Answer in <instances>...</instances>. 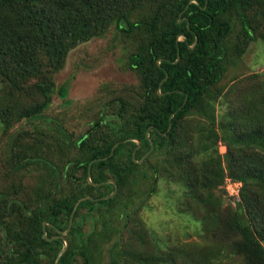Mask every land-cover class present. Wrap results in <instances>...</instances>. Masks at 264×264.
Returning <instances> with one entry per match:
<instances>
[{"label":"trees","instance_id":"obj_1","mask_svg":"<svg viewBox=\"0 0 264 264\" xmlns=\"http://www.w3.org/2000/svg\"><path fill=\"white\" fill-rule=\"evenodd\" d=\"M112 25L135 40L128 55L138 78L134 100L114 98L107 115L114 120L103 116L78 138L56 128L59 150L50 151L51 134L39 130L33 142L9 135L13 124L42 118L54 94L66 97L55 73L71 50ZM263 29L264 0H0V102L8 103L0 111L1 133L8 135L0 264H54L65 241L57 264H94L97 241L121 234L114 219L132 215L125 201L138 195L137 181L149 179L146 167L152 171L148 195L164 174L184 185L186 198L194 193L202 234L214 236L218 252L214 245L131 251V242L119 239L111 264H221L216 256L224 251L241 264H264V119L257 113L264 95L250 113L222 115L220 122L215 109L227 93V70L264 37ZM18 97L36 99L17 109ZM103 125L111 132H102ZM220 141L229 154H218ZM66 150L75 155L61 156ZM200 155L205 160L194 162ZM151 157L158 158L155 165ZM224 180L237 183L238 193L226 190L234 206L220 216L212 191ZM197 190L203 193L196 196ZM88 219L90 229L82 233Z\"/></svg>","mask_w":264,"mask_h":264},{"label":"rangeland","instance_id":"obj_2","mask_svg":"<svg viewBox=\"0 0 264 264\" xmlns=\"http://www.w3.org/2000/svg\"><path fill=\"white\" fill-rule=\"evenodd\" d=\"M262 34L264 36V29ZM134 45L133 36L117 30L112 25L102 37H95L71 50L61 70L54 75L56 88L61 85L67 87L66 97L62 98L54 94L42 118L33 121L22 120L13 124L8 131L9 135L14 137L21 135L25 140L33 142L36 140V134L33 132L39 130L47 137L51 134L50 151L59 150V145L55 144L56 138L60 137L56 128L64 130L71 139L80 137L93 125L95 120L103 116L113 121L111 116L107 117L114 109L109 106L113 99L117 96H124L125 99L133 101L136 96L138 78L128 66V55L134 49ZM222 84L227 93L215 103L219 122L223 120L222 115L227 116L230 113L239 115L243 110L250 113L252 105L255 106L253 108H257V95H264V37H258L249 43L241 59L227 70ZM35 99V97H18L16 99L17 109L30 105ZM7 105L6 102H0V111L6 110ZM257 113L264 119L263 104L257 108ZM100 130L111 132V127L103 125ZM1 132L2 126L0 125V176L4 171L1 163L5 153L8 152L6 142L8 135L3 136ZM193 137V144H196L197 135ZM39 145L42 148L46 147L44 143H39ZM217 149L218 154L222 156L230 153L222 141L217 143ZM213 151L214 147H211L209 154ZM63 154H69L70 158L75 155V152L66 150L61 153V156ZM164 159V156L159 157V160L164 161ZM157 160L158 158L151 157L149 164L155 165ZM204 160L203 155L193 159L196 163ZM145 170H147L149 179L137 181L135 189L138 195L133 196L131 201L127 199L126 204L124 203L129 207L128 212L132 209V215L127 218L126 222L123 218L114 219L115 227L121 231V234L113 231L114 234L110 241L104 243L101 240L97 241L94 264H111V246L119 239L121 242L124 240L127 243L131 242V251L143 247L145 252L153 253V250L159 247L173 250L175 253L182 250L192 252L207 245H214L212 250L217 253L219 245L214 243V236L202 234L199 213L192 201L194 193L190 192L186 198L184 185L179 180L175 177H168L166 174L163 176L159 174L162 177H158L156 192L148 195L146 192L150 189L152 171L147 167L144 168ZM37 178L35 174L33 177L24 179L25 187ZM2 184L0 182V186ZM229 187V196L235 194V190ZM225 188L227 189L224 180L223 184L221 183L212 191L213 200L218 203L217 210L220 216H224L234 206ZM202 193L197 190L195 195ZM124 204L121 206H125ZM89 229V219L82 221V233H86ZM216 258L221 264H241L238 258H230L226 251L220 256L217 255Z\"/></svg>","mask_w":264,"mask_h":264},{"label":"water","instance_id":"obj_3","mask_svg":"<svg viewBox=\"0 0 264 264\" xmlns=\"http://www.w3.org/2000/svg\"><path fill=\"white\" fill-rule=\"evenodd\" d=\"M113 148H114V147H113ZM115 192H116V187H115L114 191L112 192V194H110V196H108V197H112V196L115 194ZM108 197H106V198H108ZM77 204H78V203H77ZM77 204L75 205V208H76ZM71 223H72V214H71V216H70L69 225H68V229H67V230H69V228H70V226H71ZM65 233H66V232H63V234H65ZM66 247H67V241H65V246H64V248H63V249L59 252V254L57 255L54 264H57V263H58L59 258H60V256L62 255V253L65 251Z\"/></svg>","mask_w":264,"mask_h":264},{"label":"built area","instance_id":"obj_4","mask_svg":"<svg viewBox=\"0 0 264 264\" xmlns=\"http://www.w3.org/2000/svg\"><path fill=\"white\" fill-rule=\"evenodd\" d=\"M226 186H227V189H226V190H227L228 192H229V189H228L229 186H230L229 188L235 190V194H232V195H236V194L238 193V184H237V183L227 181Z\"/></svg>","mask_w":264,"mask_h":264}]
</instances>
